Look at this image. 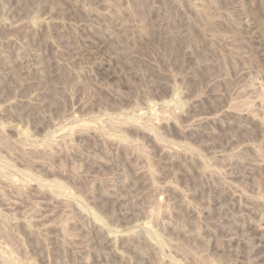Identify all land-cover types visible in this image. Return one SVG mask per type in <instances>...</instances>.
<instances>
[{
    "label": "rangeland",
    "instance_id": "rangeland-1",
    "mask_svg": "<svg viewBox=\"0 0 264 264\" xmlns=\"http://www.w3.org/2000/svg\"><path fill=\"white\" fill-rule=\"evenodd\" d=\"M0 264H264V0H0Z\"/></svg>",
    "mask_w": 264,
    "mask_h": 264
}]
</instances>
